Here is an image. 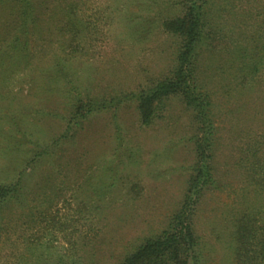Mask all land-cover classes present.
<instances>
[{
  "label": "rangeland",
  "instance_id": "374dc122",
  "mask_svg": "<svg viewBox=\"0 0 264 264\" xmlns=\"http://www.w3.org/2000/svg\"><path fill=\"white\" fill-rule=\"evenodd\" d=\"M30 1L27 45L13 49L20 6L0 0V182L24 178L0 226V264H119L169 226L196 161L198 122L179 95L151 125L125 97L173 67L178 40L163 22L181 0ZM213 2L200 78L217 183L194 226L203 264H238L234 215L264 210L249 180L264 163V0ZM80 100L96 109L78 125Z\"/></svg>",
  "mask_w": 264,
  "mask_h": 264
},
{
  "label": "trees",
  "instance_id": "16d2710c",
  "mask_svg": "<svg viewBox=\"0 0 264 264\" xmlns=\"http://www.w3.org/2000/svg\"><path fill=\"white\" fill-rule=\"evenodd\" d=\"M15 1L20 6L18 18L20 29L15 36L17 46L15 45L13 49L27 45L26 36L32 16L30 0ZM181 4V14L163 22L164 30L178 40L173 67L165 76L140 87L137 92L125 94V97L129 95L137 101L136 107L141 123L151 125L162 115L165 98L179 95L185 106L191 110L195 122H198L196 126L198 135L194 138L196 161L187 181V191L179 208L171 216L169 226L157 235L144 239L119 264H203L199 249L200 237L194 226V213L204 191L216 187L217 178L212 146L213 102L209 90L200 78V56L204 46L216 40L214 38L216 30L214 31L212 22V17L216 15V7L213 0H181ZM78 103L80 125V122L96 108L91 101L80 100ZM101 105L105 107L104 104ZM85 107L88 109L84 110ZM74 118H77L76 114ZM68 129L76 130L75 127ZM253 169L249 180L264 191V163L254 164ZM23 179L22 174L13 182H0V226L7 211L21 204ZM260 195L257 194L261 201ZM263 211L251 208L234 215L231 238L238 264H264V218L261 213ZM59 258L58 264H73Z\"/></svg>",
  "mask_w": 264,
  "mask_h": 264
}]
</instances>
